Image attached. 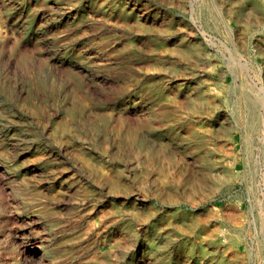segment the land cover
I'll return each instance as SVG.
<instances>
[{
	"label": "rangeland",
	"instance_id": "374dc122",
	"mask_svg": "<svg viewBox=\"0 0 264 264\" xmlns=\"http://www.w3.org/2000/svg\"><path fill=\"white\" fill-rule=\"evenodd\" d=\"M200 1L0 0V264H264V54Z\"/></svg>",
	"mask_w": 264,
	"mask_h": 264
},
{
	"label": "bare ground",
	"instance_id": "6f19581e",
	"mask_svg": "<svg viewBox=\"0 0 264 264\" xmlns=\"http://www.w3.org/2000/svg\"><path fill=\"white\" fill-rule=\"evenodd\" d=\"M204 1L206 0L200 1L202 3L199 5V10L201 13L204 12ZM247 1L212 0L216 11V20H220L221 23H223L224 29L226 30L227 34L232 37L233 43L240 56L241 54L246 53L249 55L248 57L251 58L256 54H264L263 34L250 40H248L246 37V34L252 29L264 27V0H250L251 2L249 3ZM138 25L140 27L143 25L142 19H138ZM240 30H243V32ZM133 42L135 43V41H131L130 43ZM259 103L262 105V107H264L263 90L260 91ZM230 177H239V174L233 172L231 173ZM203 223L204 220L199 218L198 224L201 225ZM37 254L39 253H33V255ZM233 256H238L236 251H233Z\"/></svg>",
	"mask_w": 264,
	"mask_h": 264
}]
</instances>
